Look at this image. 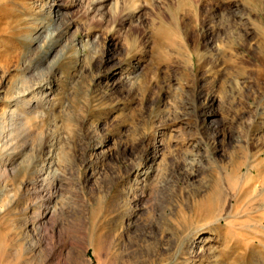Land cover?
Wrapping results in <instances>:
<instances>
[{
    "label": "rangeland",
    "instance_id": "obj_1",
    "mask_svg": "<svg viewBox=\"0 0 264 264\" xmlns=\"http://www.w3.org/2000/svg\"><path fill=\"white\" fill-rule=\"evenodd\" d=\"M14 109L0 264H264V0H0Z\"/></svg>",
    "mask_w": 264,
    "mask_h": 264
},
{
    "label": "bare ground",
    "instance_id": "obj_2",
    "mask_svg": "<svg viewBox=\"0 0 264 264\" xmlns=\"http://www.w3.org/2000/svg\"><path fill=\"white\" fill-rule=\"evenodd\" d=\"M104 1L106 2V0H104ZM50 90H51V88H49V85H47L46 83L43 82V83H39V85L37 84L35 89L31 88V89L24 91L23 93H16V95L13 99V103H14L13 107L19 108V109L22 107H25V108H23L25 110H34V107H36L35 103L38 104L42 100H46L48 98V95L50 94ZM33 104H34V107L32 106ZM17 117H18V114H17L16 109L11 110V111L7 112L6 114H3L2 116H0V129L2 130V132L0 134V138H2V139L5 138V136H4L5 132L4 131H5L6 127L8 126V124L9 125L12 124ZM19 117H21V115H19ZM19 120H20V118H19ZM51 165H52L51 163L47 164V165H43L40 169H38L36 171L37 175L42 177L43 172L45 171V168L49 167ZM198 244L199 243H194L193 246L197 245L198 247H201V245H198Z\"/></svg>",
    "mask_w": 264,
    "mask_h": 264
}]
</instances>
